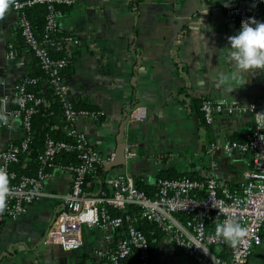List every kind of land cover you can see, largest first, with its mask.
Listing matches in <instances>:
<instances>
[{"label": "crops", "instance_id": "crops-1", "mask_svg": "<svg viewBox=\"0 0 264 264\" xmlns=\"http://www.w3.org/2000/svg\"><path fill=\"white\" fill-rule=\"evenodd\" d=\"M235 1L244 2L229 0V5ZM226 8L222 0H76L58 8L59 31L79 40L62 51L71 60L64 76L70 99L85 112L76 127L101 153L118 151L115 162L100 166L87 178L88 192L109 189L110 179L119 173L131 176L136 185L152 187L151 191L160 174L182 172L202 178L212 173L218 185L236 187L253 169L251 152L226 154L220 148L210 150V144L220 147L229 139H241L254 127V114H216L206 124L199 110L203 98H225L242 106L253 103L264 128L262 70L250 73L242 86L238 79H229L230 92L219 83L220 73L235 71L224 46L239 29L228 19ZM39 69L19 33L9 0L0 16V113L6 116L5 123L0 120V152L25 135L22 119L15 114L17 86L36 74L43 81ZM45 86L41 82L42 91ZM43 104L51 107L46 97ZM138 106L145 108L144 121H129ZM63 125V115L55 114L52 129L64 133ZM126 144L134 147L136 157L123 158ZM71 179L67 167L54 165L43 180L44 196L29 204L24 215L2 219L0 264H78L84 255L88 262L108 261L107 254L120 239L117 228L85 225L81 244L72 248L46 239ZM216 250L227 252L222 247ZM149 261L186 264L187 256L165 233ZM246 264H264V239Z\"/></svg>", "mask_w": 264, "mask_h": 264}, {"label": "built area", "instance_id": "built-area-1", "mask_svg": "<svg viewBox=\"0 0 264 264\" xmlns=\"http://www.w3.org/2000/svg\"><path fill=\"white\" fill-rule=\"evenodd\" d=\"M76 0H10V7L17 13L19 33L26 46L36 56L47 78L41 81L31 77L17 86L16 115L22 119L24 137L18 144L11 143L0 152V171L6 172L9 181V193L0 205L1 221L5 217H17L26 213L29 204L44 196L43 180L48 173L43 169L35 174L21 175L16 178L9 170V164L27 148L30 135V116L36 107L44 101L42 96L34 94L26 85L46 82L62 106L64 119L63 131L68 138L56 140L48 137L40 159L50 166V159L64 151H76L78 163L67 166L72 179L67 192L61 195L63 207L57 213L53 225L48 229L46 239L60 243L65 247H77L82 241V227L93 226L101 229L118 228L123 217L111 214L112 209L122 210L128 205L139 208L141 218L157 224L164 233L171 236L174 246L186 256L195 258L200 264H246L247 258L255 246L261 244L264 234V128L262 117L256 104L242 106L225 98L200 100L199 110L203 121L208 124L216 114H232L249 111L254 114V127L244 134L242 140L229 139L220 147L210 144V150L220 148L226 154L233 152H251L253 169L236 187L220 186L210 173L207 177L158 178L153 194L148 195L136 187L133 179L126 173H119L110 179L109 189L100 188L94 192L85 189L86 177L93 174L97 167L117 160L118 151L101 153L93 147L85 132L76 127L83 110H76L70 99L63 69L68 66L66 57L55 58L50 49L64 51L67 46L74 47L78 38L66 34L62 38L54 37L59 31L58 7L69 6ZM264 4V0H251ZM45 6L44 31L37 36L26 9L30 6ZM230 22L240 27L242 20L250 14L242 1H235L226 8ZM264 74V69H261ZM144 106L132 111L129 121H144ZM2 123L6 116H2ZM124 159L134 158L137 153L131 144L122 147ZM15 177V178H14ZM181 214L183 216H181ZM128 220V217H126ZM225 220H234L245 228V234L238 237L236 243H228L227 252H214V246H220L225 239L217 232V224ZM213 224L209 228V224ZM136 249L142 263L149 261L151 253L145 234L131 221L126 226V235L117 242L115 251L107 254L108 264H119L121 258Z\"/></svg>", "mask_w": 264, "mask_h": 264}, {"label": "trees", "instance_id": "trees-1", "mask_svg": "<svg viewBox=\"0 0 264 264\" xmlns=\"http://www.w3.org/2000/svg\"><path fill=\"white\" fill-rule=\"evenodd\" d=\"M244 3L246 5L247 11L250 14V16L256 17L258 20H264V4L260 2L251 1V0H248V1L244 0ZM26 11H27V16L32 23V27L36 35L41 36L43 34L44 24H45V20H44L45 6L43 4H37V5L28 7ZM65 35H66L65 33L57 31L54 34V37L62 38ZM49 51H50V54L55 58L66 57L69 60L68 66L63 69V74L65 76V72L71 65L70 58L67 57L61 50L50 49ZM39 70H40V76H42L43 78H47V75L45 74L44 70L41 67ZM36 75L32 77L38 78V76ZM26 86H27V89L29 91H32L34 94L43 96L44 99L45 97L48 98L51 101V107H45L43 103L36 107L35 111L30 116V128L27 130L28 134L30 135V141L28 142L27 148L19 152L16 156V160L12 161L9 164V170L15 174L16 178H18L21 175L35 174L40 169H43V171L49 174L52 167L57 164L65 166V167L77 164L79 159L77 158L76 151H64V152H61L55 155L49 161V163H51L50 166L44 165L42 163L40 156L42 155V152L44 149L45 140L48 137H51L56 140H59V139L66 140L68 138V136H66L63 132H61L59 128L52 129V126H51L52 117L55 114H62V106L50 86L46 85L44 88V91H42L40 82L37 85L29 84ZM199 104H200V100H199ZM74 108L76 110H79L78 107L74 106ZM82 109H85V108H82ZM85 110L92 111L90 109L89 110L85 109ZM94 113L97 114L96 112ZM2 116L3 115L0 113V120ZM246 132H243L241 139H237V140H242ZM14 143L18 144L19 141L14 142ZM98 168H101V167L99 166L97 167V169ZM91 175H89L88 177H90ZM186 176L195 177V176H191V174L189 173L182 172V173H177L174 176H169V175L164 176L160 174L158 178L163 177V178L179 179V178H183ZM88 177H86V180ZM199 178H202V177H199ZM136 187L140 190H143L148 195L153 194V192L155 191V190L151 191L153 188L150 186L136 185ZM155 188H156V185H155ZM111 214L114 216L120 215L123 217V224L121 225V227L117 228V230L120 232L119 238H122L126 235V226L131 221L138 227V229H140L145 234L148 240V243H149L150 253L154 250L157 244V241L161 237V235L165 234L157 224H155L152 221L146 220L145 218H141L139 214V208L137 206L128 205L122 210L112 209ZM181 216L183 215L181 214ZM126 217H128V220L126 219ZM208 226L209 228H212L214 225L211 223ZM263 239H264V234H263ZM228 243L229 242L224 241L222 245L214 246V249H213L214 252H218L217 251L218 249L216 250L217 247H222V251L227 250ZM115 249H116V246L114 247L113 251H115ZM133 261H138L141 264L150 263V261L146 263H142L139 260L136 249H133L129 255L120 259L119 264H131ZM78 264H108V261L105 259L99 262L98 261L88 262L86 255H84L81 257V260L79 261ZM186 264H200V263L195 258L187 256Z\"/></svg>", "mask_w": 264, "mask_h": 264}, {"label": "clouds", "instance_id": "clouds-1", "mask_svg": "<svg viewBox=\"0 0 264 264\" xmlns=\"http://www.w3.org/2000/svg\"><path fill=\"white\" fill-rule=\"evenodd\" d=\"M9 0H0V16L8 7ZM225 6H229V0H222ZM207 11V10H205ZM202 23V20H199ZM228 44L225 48V58L234 66L231 73H220L219 83L231 91L227 82L231 78L238 79L240 85H244L250 73L264 69V20L249 16L240 23L238 31L227 37ZM9 181L6 172L0 171V205L3 204L9 193ZM245 228L234 220H225L217 224V232L226 242L236 243L238 237L245 234Z\"/></svg>", "mask_w": 264, "mask_h": 264}]
</instances>
